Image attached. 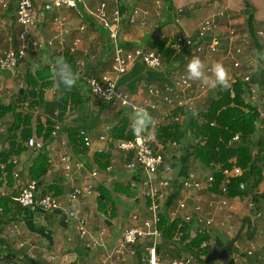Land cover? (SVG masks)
<instances>
[{
  "label": "crops",
  "instance_id": "crops-1",
  "mask_svg": "<svg viewBox=\"0 0 264 264\" xmlns=\"http://www.w3.org/2000/svg\"><path fill=\"white\" fill-rule=\"evenodd\" d=\"M4 1L8 4V7L5 9L0 4L1 56L6 55L11 49L17 47V39H15V41H10L9 38L11 36L16 38L21 30L20 25L17 23L16 0ZM104 1H107V12L109 15L114 11L116 6H120L126 11L139 8L149 13L147 25L145 27L125 25L122 29L120 35L121 44L126 48L129 47L134 49H147V42H149L156 33L160 36H169L171 39L178 34L182 36L192 35L207 18L218 14L225 8L228 10L230 19L220 18V48L218 53L215 54L211 53L207 48L205 49V68L211 67L213 63L220 62L225 67L227 79L230 81L235 79L236 76H241V79L246 75L252 77V74L261 68L260 51H258L253 39L255 37L257 38L258 32H264V0H163L159 14L157 0H85L92 9H95ZM43 6L44 2L42 0H35L38 21L36 28H34L29 35L30 41H39L43 44L41 51L34 52L33 50H29L26 59L19 64L12 79L8 78L7 81H5L0 75V91L11 94L14 99V93L16 94L22 90L23 87H26V75L28 72H36V70L47 65L53 70L56 60L61 57L71 64L77 75L75 86L71 89H64L62 85H59L58 80L54 76V84L52 87L45 90L43 105L37 108V111L35 110V116H39L45 124L49 122L53 125L54 129L57 126L61 128L56 138L50 137L49 140L45 141L43 151L46 152L48 156L49 168L47 174L41 180L36 181L38 182V191L41 195H56L54 192L44 194L54 185L63 190L62 194L58 195V197L67 199L68 194L75 187L84 188L93 185L95 190L93 194L85 195L79 203H71L70 205L72 208L81 211L82 214L87 217L89 225L93 230L105 228L107 230L110 245H114L121 240L125 230L136 223L133 220L134 215H137L140 220L150 218L148 206L141 193V189L135 190L131 185L132 182H139L143 176L135 175L125 170L124 157L117 148L119 141L114 140L111 136L113 128L120 125L126 118L129 119V129L132 130L133 112L120 106H114L103 102L89 93L86 81L87 78L90 76H100L105 72L111 71L113 64L114 56L111 40L107 37V34L103 33L101 26H99L93 18H81L74 10L63 9L57 12L58 15L62 14L66 16L71 24H73V32L70 36L69 43H72L75 39L74 37L79 35L76 30L78 26L85 25L86 27L84 33L81 34L83 40L78 54L73 57V59H70L66 51H62L56 43L54 47H49L47 45L48 41H54L59 34L57 33V27L53 21V15L46 14L43 10ZM232 27L237 31V42L234 48H243V53L240 55L235 54L234 58L230 57L228 61L222 62L224 53H228L230 49L224 37L228 29ZM245 38L250 42L248 46H244L242 43V40H245ZM260 41L262 53L264 54V41L261 39ZM193 56L194 52L192 50L185 49L179 53L176 46L175 59L170 65H164L162 70H150L142 63L138 62L131 67L127 74L121 77L119 86L124 92L130 94L134 101L141 102L145 98L150 97V88L157 87L158 89H165L166 86H171L173 84V78L175 76L186 73V63L191 60ZM80 61L84 64L82 70L78 67V62ZM235 62L241 63L239 69L234 67ZM257 80L258 81L253 80V82L259 84L261 89H263L264 75ZM19 84H24V86L19 87ZM204 89L205 87H203L199 81L193 80L192 88L186 93L188 97L197 98L201 96L197 98L194 103L196 114L188 110L181 111L183 119L180 125L186 130V136L182 142H177L179 148L176 149L170 146L172 142L176 141L170 140L164 142L167 145L166 160L168 163L174 164L175 176L179 180V183L175 182L174 184L176 189L174 188V190L168 193L165 209L167 213H169V210L175 208L176 201L183 195V179L189 176L203 178L209 172V169L203 168L199 162L194 163L196 169L193 168L194 164L192 165L188 161L186 154H184V151L190 148L189 144L191 142V132L187 130V125L193 118H201L199 114L203 112L201 109L202 101L206 104L208 100L211 99L210 97L215 98L217 96V88L215 90H209L207 94L202 95ZM16 90L17 92H15ZM207 95H209V97H207ZM77 96H80V98H77ZM3 98L4 96L2 93V95H0V100ZM13 99H11L9 103H11ZM79 99L83 101L80 102ZM158 104L159 111L152 114L150 126L161 118V113L163 111L168 110L167 105L163 102H159ZM170 122L171 121H168L167 123ZM4 126H0V153L8 149L9 145L5 140L7 126L6 124H4ZM69 129H76L78 131L85 130L93 141L92 148L85 149L80 147L79 151H77L72 144L73 141ZM158 129H156V134ZM101 136L112 138L114 143L106 146V144L99 140ZM33 137L38 140H43V138H39L36 133ZM254 138L258 139L254 147L255 149L258 147L259 150L260 147L258 143L260 140H264V137L256 133L253 137V141L256 140ZM100 148H106V152L102 154L104 157L99 156L101 154L96 152L97 149ZM64 151L71 154L74 162L82 165L80 170L74 169L72 175L69 177L62 170L56 171V169L60 167L59 154ZM37 154L38 151L28 149L21 156L16 157L20 161L18 169L21 172L20 177L18 179L14 177L12 183L9 184L8 174L4 175L3 173V177L0 180V188L4 189L6 195L4 197L0 196V200L3 198H11L13 200L24 185L31 181H35L30 178L28 171ZM262 157L264 158V151ZM99 162L103 166L108 165L103 167ZM260 163L264 165V161ZM108 167H112V171H107ZM96 168L99 169V175L97 178H93V170ZM49 170H52L54 173L49 175ZM101 187L108 188L113 193L114 197L115 204L113 206L109 205L107 212H100L98 210V198L100 196ZM120 187L127 188L129 192ZM256 192L259 195L257 201H254L253 197L250 195L245 197V199L238 196L239 199L234 200V204H238L239 208L240 203L250 202L251 216L254 215L251 205L252 202H255L254 207L263 214V218L257 219L253 216L252 219L254 220H251L249 218L250 215L245 212V208L239 209L237 213L234 212L230 222L234 225V233L239 236L233 239L235 240L233 241L235 250L233 253L245 257L250 243L256 241L254 256L248 258L247 261L242 259L235 264H264V237L261 235V233L264 234V194L263 191L258 192L257 190ZM185 194H200L204 196L206 200H209L211 197V193L207 192L205 189L199 191L190 190L185 192ZM121 202H125V205H123V207H121V205L118 207ZM10 205L13 206V208L7 218L10 219L13 215L18 216V221H15L21 224V237L18 236L12 239L2 238L6 242V246L0 247V256H5L9 253L8 246L12 248V251L17 253L16 245L19 240L24 241V239H27L29 242L34 241L35 260L40 264H115L114 262L109 261V263L105 261V254L102 250H87L84 244L79 240L72 224H69L67 228L61 226L62 219L59 214H42L40 210H24L20 207H16V205ZM245 205L246 204L241 207ZM1 208L2 207H0V209ZM19 211L20 214L18 215L17 213ZM126 212L127 214L130 213V215H126ZM191 212L192 210L190 209L186 213L188 214ZM38 213L43 216L41 218L38 217ZM247 216L249 221H255L253 222V226L251 224H248L247 227L245 226L247 223L245 224L244 221ZM215 217L217 222L223 221L226 218V212H216ZM0 218L2 219L0 222L1 237L4 231L2 225L7 218H5L3 213H0ZM55 227H57L58 230H56ZM252 235L254 237H251ZM216 237L219 236L216 235ZM47 256H49V258H47ZM51 256H55L56 260H50V262L49 259ZM125 264H141V259L130 258Z\"/></svg>",
  "mask_w": 264,
  "mask_h": 264
},
{
  "label": "built area",
  "instance_id": "built-area-1",
  "mask_svg": "<svg viewBox=\"0 0 264 264\" xmlns=\"http://www.w3.org/2000/svg\"><path fill=\"white\" fill-rule=\"evenodd\" d=\"M44 2L43 10L46 14L53 15L54 24L57 27L59 36L54 41H48L49 47H54L56 44L62 51H66L71 55L78 54L79 48L82 44V33H84L85 25L76 28L78 36L72 43H69L70 36L73 32V24L66 16L58 15L57 12L63 9L74 10L81 18H93L95 22L103 27L109 34L111 45L113 48V64L111 71L105 72L100 76H90L87 78V86L89 93L98 98L99 100L120 106L124 109L134 111L136 107H143L146 109L150 116L154 112L159 111V102L167 105L168 110L161 113L155 123L148 127L141 133H134V138L123 142H118L117 148L124 157V167L127 172L134 173L135 175L143 176L139 182H132V188L140 190L147 203L150 218L140 220L137 215H134L133 220L136 222L134 225L125 230L121 240L114 245H110L108 241V234L105 228L93 230L87 217L81 211L71 207V203H79L80 200L88 194L95 192L94 186L89 185L86 187H75L69 194L67 199H63L54 194L41 195L38 191V182L31 181L24 185L17 196L13 198L14 205L24 209L40 210L44 214L60 215L67 217L66 224H72L79 240L84 244L85 248L90 251L102 250L105 254V261L114 262L115 264H125L130 258L141 259V264H194L192 257H188L187 261H163L159 255V246L162 243V234L159 229L161 223V213L166 208V201L168 193L175 188V182L179 180L175 176L174 164L168 163L167 145L162 142L156 135V129L166 124L168 121L176 124H181L182 114L181 111L188 110L196 114L194 103L197 98L188 97L187 91L192 88L193 80L188 78V74L183 73L173 78V84L166 86L165 89H158L152 87L149 89L150 97L145 98L141 102L133 100L130 94L124 92L119 82L122 76L127 74L131 67L140 62L147 69L162 70L164 64L161 56L154 50L145 48H126L121 44V32L125 25L145 27L147 25V18L149 13L139 8H134L130 11L123 10L122 7L116 6L114 11L109 15L107 12V1L101 2L95 9L88 6L85 0H42ZM163 0H157L158 14L161 10ZM0 4L3 8H7L8 4L1 0ZM16 17L17 23L20 25L21 30L18 34V45L11 49L6 55H0V70H15L18 68L27 57V52L33 50L39 52L43 44L39 41H30L29 35L31 31L36 28L38 21V12L35 7V0H16ZM220 18L230 19L227 9H222L218 14L207 18L192 35H185L178 37L177 48L179 53L187 50H192L196 57H199L204 64L205 49L207 48L211 53L215 54L219 51L221 38L219 36V21ZM177 35L173 36V39ZM212 36L213 41L206 42L205 38ZM257 36L264 41V32L260 31ZM163 39L170 38L166 35H161ZM225 40L228 42L230 49L228 57H235V54L240 55L243 53V48H234L237 42V31L234 27L229 28L225 35ZM10 41L13 40L11 36ZM56 43V44H55ZM244 46L250 44L249 40L245 38L242 40ZM242 45V46H243ZM94 58V57H93ZM240 62H235L234 67L239 69ZM78 67L82 70L84 64L82 61L78 62ZM210 67L204 69L207 73ZM223 86H218L216 91L224 90L230 85V80ZM234 81V79H233ZM245 84L246 96L248 102L254 105L258 110V119L255 123L256 133L264 137V88L261 89L259 84L253 82L252 77L246 75L242 78ZM208 89H204L203 94L208 93ZM157 99V100H153ZM61 130L57 126L51 138H56ZM79 138L82 140L86 148H92L93 141L85 130L79 131ZM106 146L112 145L114 140L107 136L99 138ZM239 136L234 138L237 142ZM28 149L35 151H43L45 147L44 140H38L34 137L26 142ZM173 148H179L177 142L170 144ZM98 154H104L106 148H100L96 151ZM60 167L56 171L62 170L68 177L72 175L74 169L80 170L82 165L74 162L70 153L64 151L59 154ZM13 164L16 166L14 177H20V170L18 169L20 161L14 157ZM7 174L6 165L0 167ZM107 171H112V167H108ZM54 172L49 170V175ZM99 169L93 170V178H97ZM243 175V171L235 166L232 170H224V184L218 193L211 192V197L206 200L200 194H185L190 190H209L216 182L215 170L209 169L205 177L197 178L189 176L182 180L183 195L176 201L174 209L169 210L168 217L171 221L181 220L184 223L190 224L192 229L197 233L209 234L210 241H204L202 248L207 246H215L217 231H221L229 235L234 231V225L230 222L233 218L234 212L239 211L238 204H234V200L238 197H229L230 182L237 177ZM245 183L240 184L241 190H246ZM176 189V188H175ZM6 194L3 188H0V196L4 197ZM255 202H252L251 209L257 219L263 218V214L254 207ZM191 213H186L189 210ZM226 212V218L223 221L217 222L216 212ZM0 213L4 214L1 208ZM4 231L1 238H17L20 235L19 222L9 219L2 225ZM216 232V233H215ZM179 237V236H177ZM177 237L175 240H177ZM17 259L20 261L27 259H35L34 246L28 241H20L16 245ZM256 251L255 242H251L246 256L232 253L230 259L238 263L242 259L246 261L248 258L253 257ZM51 261H55L56 257L51 256ZM109 262V263H110ZM0 264H11L6 261H0ZM82 264V263H75ZM218 264H226L225 262H218Z\"/></svg>",
  "mask_w": 264,
  "mask_h": 264
},
{
  "label": "trees",
  "instance_id": "trees-1",
  "mask_svg": "<svg viewBox=\"0 0 264 264\" xmlns=\"http://www.w3.org/2000/svg\"><path fill=\"white\" fill-rule=\"evenodd\" d=\"M180 36L181 34H178L174 39H163L156 33L147 42V49L156 50L161 56L163 64L170 65L175 59L176 45L178 43V37ZM15 39L18 42V36L16 38L13 37L12 41H15ZM253 40L258 51H260L261 59V71L258 70L252 74L253 80L258 81L257 79L264 75V57L261 55L263 53L262 47L260 46V38L257 36ZM66 54L70 59H73L77 55H71L68 52ZM193 57H195V54ZM53 80L54 75L49 65L36 70V72H28L26 75V87L24 88L25 92L21 94L20 90L8 105L0 104V121L7 126L5 140L9 144L8 149L0 153V167L6 165L9 184L14 181V172L16 170L12 159L21 156L28 150L26 142L35 133L39 138L42 137L44 141L49 140L52 136L54 131L53 125L49 122L43 124L42 119L39 116H35V110L43 105L45 90L52 87L54 84ZM27 92L30 98L27 97ZM245 94V84L241 76H236L234 81L231 80L228 88L218 91L215 98L210 97L211 103H206L205 111L199 114L201 118H193L187 125V130L193 134L194 141L192 146L186 151V157L192 165L199 162L203 168L215 170L216 182L207 191L209 193H218L220 191L225 181L223 176L224 170H232L235 166L239 167L243 171V175L234 178L230 182V185H228L229 197L235 198L240 196L244 198L250 195L254 201H257L259 195L256 192L257 190L254 191V188L260 185L264 179L263 164L260 163L264 161L262 157L264 140H260L258 143L260 151L257 155H254L253 148L255 143L253 137L256 133L255 123L259 114L256 107L246 104ZM77 98H80V96H77ZM79 101L81 102L83 100L79 99ZM26 102L31 109L30 113L18 110L19 106L23 108ZM10 116H14L11 121L8 120ZM129 126V119L126 118L120 125L113 128L111 132L112 138L119 142L133 139L134 132L129 129ZM69 130L75 149L77 151H79L80 147L86 149L82 140L79 138V131L76 129ZM185 136L186 130L184 127L174 122L162 125L157 131V137L162 142L170 140L182 142ZM236 136H239L237 142L234 141ZM99 156L104 157L102 154ZM99 164L103 166L100 162ZM48 168V156L46 152L40 151L34 159L32 166L29 168L28 173L32 180L39 181L47 174ZM3 173L4 171L0 168V180L3 177ZM241 183L247 185L246 190L240 189ZM120 188L125 189L124 187ZM125 190L129 192L127 188ZM51 192H54L58 196L62 194L63 190L53 185L44 194ZM10 204L14 205L11 198H3L0 200V207L4 209L5 218L9 216L13 208ZM114 204L113 193L108 188L101 187L98 198V210L100 212H107L109 205L113 206ZM17 214L19 215L20 211ZM11 219L17 220L18 216L13 215ZM1 221L2 219L0 218ZM159 229L162 234L159 255L163 261H187L188 256H191L193 258L192 262L199 264L198 260L205 258L215 248V246L202 248L203 242L210 241L211 236L209 234L197 233L192 238V226L181 220L171 221L166 210L161 213ZM179 235L181 236V240L177 242L175 239ZM251 237L254 236L252 235ZM219 238L222 240L220 236ZM229 245L233 246L231 250L232 254L234 252L233 240L228 242ZM3 246H6V242L0 237V247ZM8 248L10 252L12 248L10 246ZM14 253L16 254V252ZM31 260L27 258L22 261L6 260L5 256L2 255L0 261H6L11 264H30ZM225 263L235 264L231 259Z\"/></svg>",
  "mask_w": 264,
  "mask_h": 264
},
{
  "label": "clouds",
  "instance_id": "clouds-1",
  "mask_svg": "<svg viewBox=\"0 0 264 264\" xmlns=\"http://www.w3.org/2000/svg\"><path fill=\"white\" fill-rule=\"evenodd\" d=\"M261 55L264 56V54ZM186 71L189 79L199 81L203 87L210 91L228 83L226 69L220 62L213 63L206 73L202 60L199 57H192L186 63ZM52 72L59 85H62L64 89H71L75 86L77 75L71 64L64 58L56 60ZM150 123L151 116L146 109L143 107L134 108L131 125L134 133L143 132Z\"/></svg>",
  "mask_w": 264,
  "mask_h": 264
},
{
  "label": "rangeland",
  "instance_id": "rangeland-1",
  "mask_svg": "<svg viewBox=\"0 0 264 264\" xmlns=\"http://www.w3.org/2000/svg\"><path fill=\"white\" fill-rule=\"evenodd\" d=\"M185 20H187V19H185ZM221 22V21H220ZM221 25H220V23H219V27H220ZM101 30L103 31V33H105V34H107V37H109V34H108V32L103 28V27H101ZM230 59V57H228V53H224V57H223V60H222V62H226V61H228ZM15 72H16V69L15 70H0V75L2 76V78L5 80V81H7V79L9 78V79H12L13 78V76L15 75ZM247 72V71H246ZM249 72V71H248ZM19 87H22V86H24V84H19L18 85ZM6 88V87H5ZM7 89V88H6ZM7 90H9V89H7ZM23 90H24V87H23ZM30 91V90H29ZM28 91V92H29ZM15 92H17V90L15 91ZM24 92H25V90H24ZM27 92V97L28 98H30V95H29V93ZM2 93H3V96H4V98L3 99H1L0 100V104H3V105H7L9 102H10V100L11 99H13V97L11 96V94H7L6 92H2V91H0V95H2ZM14 95H16L17 96V93L15 94L14 93ZM211 95V94H210ZM207 97H209V95H207ZM244 98H245V102H246V104H250L249 102H248V98H247V96L246 95H244ZM251 105V104H250ZM201 106H202V111L204 112L205 111V103L202 101V103H201ZM19 111H24V112H26V113H30L31 112V109L28 107V104H27V102L24 104V107L22 108L21 106H19V109H18ZM37 111V110H36ZM248 111V110H247ZM14 117V116H13ZM13 117L12 116H10L9 117V119H10V121L13 119ZM8 119V120H9ZM43 124H44V122H42ZM167 124V123H166ZM166 124H164V125H166ZM0 126H4V124H2V122L0 121ZM5 127V126H4ZM256 134V133H255ZM255 136V135H254ZM254 139H256V138H254ZM190 147L192 146V144H193V141H194V137H193V134H191V137H190ZM255 141V144H257L256 142H258V139H256V140H254ZM259 151H260V149L258 150V147H256V149H255V147L253 148V152H254V155H257L258 153H259ZM184 154H186V150L184 151ZM193 168H195L196 169V167H195V164H194V166H193ZM263 168H264V165H263ZM255 190H258V192L260 191V192H262L263 191V194H264V179H263V181L260 183V185H258L257 187H255L254 188V191ZM242 199H245V197L244 198H242ZM250 203V202H249ZM249 203L248 202H246V203H243V204H239V206H240V210L241 209H244L245 208V212H247V214L248 215H250L249 216V218L251 219V220H254V219H252L253 218V216H255V215H253V216H251L252 214H251V212H250V206H249ZM244 204H246L244 207H241L242 205H244ZM121 205V207H123V205H125V202H121V204H119L118 205V207ZM120 207V208H121ZM42 214H44L43 212H42ZM108 214H110V213H108ZM126 215H130V213L129 214H127V212L125 213ZM38 217H42L43 215H41V214H39L38 213ZM248 216H247V218H246V220L244 221L245 222V226L247 227V225L249 224H251L252 226H253V222H255V221H248ZM241 224V223H240ZM21 225V224H20ZM22 227V226H21ZM55 229L56 230H58L57 229V227H55ZM262 229V228H261ZM64 230V229H63ZM217 233H218V235L222 238V240H223V242H224V244H225V247L226 246H228V242L230 241V240H233L234 238H236L237 236H239L238 234H235L234 233V231L232 232V233H230L229 235H226V234H223V232H221V231H217ZM261 235H262V237H264V234H262L261 233ZM18 236H20L21 237V233H20V235H18ZM196 236V231H195V229H192L191 230V237L192 238H194ZM181 236L179 235V237H177V242L178 241H180L181 239ZM20 241H22V240H19V242ZM24 241H28L27 239H24ZM233 241H235V240H233ZM29 242V241H28ZM256 242V241H255ZM30 243L34 246L35 245V243H34V241H30ZM236 244V243H235ZM236 246V245H235ZM235 251V250H234ZM188 257H190V256H188ZM47 258H49V256H47ZM204 259H206V257L205 258H202V259H200V260H204ZM19 259H17V261H18ZM200 260H198V263L199 264H201L200 263ZM49 261H50V259H49ZM59 261V260H58ZM57 261V262H58ZM51 262V261H50ZM55 263V262H54ZM215 264H218V262H215Z\"/></svg>",
  "mask_w": 264,
  "mask_h": 264
},
{
  "label": "water",
  "instance_id": "water-1",
  "mask_svg": "<svg viewBox=\"0 0 264 264\" xmlns=\"http://www.w3.org/2000/svg\"><path fill=\"white\" fill-rule=\"evenodd\" d=\"M206 42L213 41V37L209 36L205 38ZM24 93V90H21V94ZM211 103V99L208 100V104ZM67 217L63 216V220L61 222V226L63 228H67L66 224ZM233 246L229 245L225 247L224 242L218 237L216 238L215 248L206 256V259L200 260L201 264H215V262H227L231 256V250ZM2 256H0V260ZM6 260H17V255L11 250L7 255H5ZM30 264H40L35 259L30 261Z\"/></svg>",
  "mask_w": 264,
  "mask_h": 264
}]
</instances>
